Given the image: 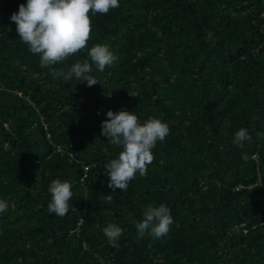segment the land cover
Masks as SVG:
<instances>
[{
  "label": "trees",
  "instance_id": "16d2710c",
  "mask_svg": "<svg viewBox=\"0 0 264 264\" xmlns=\"http://www.w3.org/2000/svg\"><path fill=\"white\" fill-rule=\"evenodd\" d=\"M22 3L0 0V264H264V0H119L91 18L87 48L117 57L93 65L91 87L40 67L10 19ZM109 110L170 127L147 175L115 193ZM241 128L250 139L238 146ZM53 179L72 185L64 217L48 210ZM161 204L169 233L138 238L135 222ZM110 222L118 248L102 232Z\"/></svg>",
  "mask_w": 264,
  "mask_h": 264
},
{
  "label": "clouds",
  "instance_id": "9594fccd",
  "mask_svg": "<svg viewBox=\"0 0 264 264\" xmlns=\"http://www.w3.org/2000/svg\"><path fill=\"white\" fill-rule=\"evenodd\" d=\"M118 7L119 0H27L26 4L19 5L18 12L13 13L10 19L16 25L19 40L32 54L39 56L41 68H48L53 78L63 77L67 82L75 77L91 87L99 83L90 74L93 65L103 72L117 59L107 45L94 44L87 48L92 32L91 18L97 14H108ZM206 37L211 40L213 33L207 32ZM86 48L88 59L77 61L67 71L54 67ZM106 115L107 119L101 125V134L108 143L121 150L115 158L108 154L104 174L109 178L108 187L113 193L117 189L123 192L137 174L141 177L147 175L148 165L154 161L152 149L158 142L162 143L166 139L170 127L154 117L141 123L138 116L128 110H109ZM248 139L250 136L247 129L241 128L235 133L233 143L242 146V142ZM242 159L247 160V155L242 156ZM71 188L72 185L67 180L53 179L50 182V213L58 217H64L68 213L69 201L73 195ZM106 201L112 203V195H107ZM7 211L8 203L0 199V214ZM172 224L170 209L161 204L158 207L149 206L144 211L143 218L135 222V228L138 238L147 234L159 240L169 233ZM102 232L110 246L119 247L118 241L123 233L120 226L110 222L103 227Z\"/></svg>",
  "mask_w": 264,
  "mask_h": 264
},
{
  "label": "built area",
  "instance_id": "2783aa9c",
  "mask_svg": "<svg viewBox=\"0 0 264 264\" xmlns=\"http://www.w3.org/2000/svg\"><path fill=\"white\" fill-rule=\"evenodd\" d=\"M89 166H86V169L88 168ZM86 175V174H85Z\"/></svg>",
  "mask_w": 264,
  "mask_h": 264
}]
</instances>
